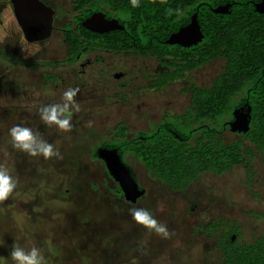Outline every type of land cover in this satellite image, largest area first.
<instances>
[{"label": "rangeland", "instance_id": "obj_1", "mask_svg": "<svg viewBox=\"0 0 264 264\" xmlns=\"http://www.w3.org/2000/svg\"><path fill=\"white\" fill-rule=\"evenodd\" d=\"M42 1L54 11L53 30L47 40L29 43L9 0H0V164H6L18 181L3 203L8 205L13 195H19L16 203L22 216L14 225L0 215V264H14L9 255L14 243L25 249L36 246L46 264H222L218 236L208 237L200 230L194 232V228L222 220L228 229L233 222L239 226V245L264 236V152L256 154L246 170L235 167L221 177L204 176L182 194H173L145 177L140 165L126 156L131 175L146 190L145 198L136 204L111 196L107 187L110 190L114 184L107 179L104 164L91 159L92 146L109 141L116 124L123 123L127 137L133 138L159 123L163 113H182L189 98L182 93L183 88L190 83L210 86L223 69L224 60H214L188 74L187 81L155 93L145 91L158 65L155 59L89 53L83 60H91L93 65L80 77L76 74L78 63L72 70L61 72L58 61L66 55L61 29L76 14L74 0ZM44 61L55 62L54 71L65 80L59 87L57 83L50 85L51 94H44L41 82ZM120 74L124 78H119ZM68 88H79L75 102L80 111L73 109L72 130L63 132L55 125H46L39 109L60 103ZM151 113L156 114L153 119ZM14 125L38 132L62 158L46 160L15 149L9 136ZM221 138L229 144L240 141L228 131ZM62 180L69 182L72 199L65 211L48 202ZM37 185L50 190L43 191L44 202L41 200L39 209L31 202ZM24 188L32 191L20 193ZM194 204L198 207L188 213ZM132 208L147 209L156 219L159 216L161 223L168 224L169 238L138 225L130 215ZM85 209L95 215H83ZM257 215L260 219L255 218ZM14 231L22 237L17 238Z\"/></svg>", "mask_w": 264, "mask_h": 264}, {"label": "trees", "instance_id": "obj_2", "mask_svg": "<svg viewBox=\"0 0 264 264\" xmlns=\"http://www.w3.org/2000/svg\"><path fill=\"white\" fill-rule=\"evenodd\" d=\"M260 1L139 0V6L134 7L131 0H75L73 6L77 15L63 26L64 45L69 48L68 55H71L72 60L84 46L123 54L134 53L141 57H157L170 69L167 80L172 83L184 80V72L189 73L214 60L223 59L225 62L221 73L214 78L209 88L200 89L195 84L183 88V94H190V107L185 117L167 116L152 132L137 133L129 140L126 139V127L120 123L112 131L110 141L92 148V158L97 159L102 149H116L120 163L126 168V155H130L135 161L141 162L156 179L171 190L180 192L185 191L193 181L199 180L203 172L224 175L234 166L248 168L249 163L240 151L242 143L248 140L259 151L264 150V17L254 11V3ZM228 3L232 5L231 15H219L211 11ZM103 9L108 10L106 18H115L124 29L98 34L81 26L94 12ZM169 9L173 10L171 14ZM194 14L203 35L202 41L189 48L167 44L172 34L189 25ZM72 25L78 26L76 32L79 37L71 30ZM155 31L159 36L148 37V33ZM79 38L82 42H79ZM53 65L56 63H49L48 67ZM46 78L53 79L52 75ZM167 83L162 79L161 82L147 84V87L155 91ZM238 94L240 97L236 98ZM245 103L250 106L251 119L246 133L238 134L240 141L229 145L222 139L217 140V135L229 127L226 122L234 120L232 112ZM201 129L204 137L193 138L192 135ZM246 153L250 154V150L247 149ZM63 180L54 192L53 199H50V195L48 202L52 203L49 204L51 207L57 204L59 209L65 211L72 199L69 195L70 184ZM36 188L31 202L39 209L41 200L44 202L43 191L46 190L44 185H37ZM115 189L109 191L116 199H122L121 191ZM28 190L32 191L31 188H24L19 192L27 193ZM49 191L47 189L46 193ZM16 196H12V202L8 205L2 202L5 206L1 208L0 204V215L10 219L14 225L22 221L16 203L19 195ZM82 214L87 217L95 215L86 209ZM57 216L60 217L61 213ZM211 228L214 229L208 227ZM16 234L17 238L22 237V234ZM224 247V257L228 262L264 264V258L260 260L251 248L243 252L237 247Z\"/></svg>", "mask_w": 264, "mask_h": 264}, {"label": "flooded vegetation", "instance_id": "obj_3", "mask_svg": "<svg viewBox=\"0 0 264 264\" xmlns=\"http://www.w3.org/2000/svg\"><path fill=\"white\" fill-rule=\"evenodd\" d=\"M39 1H41L44 5H46L42 0H39ZM75 1V0H74ZM73 1V2H74ZM263 0H261L259 3H261ZM259 3H254V6H255V4H259ZM226 5H228L229 6V13H227V14H219V15H231V12H232V5L231 4H224V5H222V6H226ZM46 6H48V5H46ZM219 7H221V6H219ZM217 8V7H216ZM213 9H215V8H213ZM213 9L211 10V11H213ZM104 11H100V12H94V13H102L103 15H104V17H105V19H107V20H116L115 18H106V16L108 15V10L107 9H103ZM254 11H255V7H254ZM74 12H75V8H74ZM93 13V14H94ZM214 13V12H213ZM255 13H257L256 11H255ZM215 14H217V13H215ZM258 15H261V16H263L264 17V15H262V14H259V13H257ZM77 14H75V16H76ZM72 21V20H71ZM117 21V20H116ZM65 26V25H64ZM82 26V25H81ZM72 28H71V30L73 31V33H74V35H76L77 37H79V35H78V32H76V30L78 29V26H76V25H72L71 26ZM183 29V28H182ZM179 30H181V29H179ZM65 31V29H64V27L61 29V36H62V43H63V45H64V38H63V32ZM167 31H168V28H167ZM179 32V31H178ZM108 33V32H107ZM177 33V32H176ZM103 34V33H102ZM175 34V33H174ZM173 35V34H172ZM153 36H159V34H156V31L155 32H151V33H148V37H153ZM79 42H82L81 41V38H79ZM64 47H65V49H66V55H65V57H64V59L63 60H60V61H58V66L57 67H61L63 70L61 71V72H66V70H67V72H68V70L70 69V70H72L73 68H75V64H77L78 63V70H76V74H78V76L80 77L82 74H83V72H85V70L84 69H88L89 67H91V65H93V61H91V60H83V57L86 55V54H89V53H93V54H95V53H107V52H109V55H115V54H123V53H120V52H112V51H110V50H107V49H93L91 46H84L83 47V49L81 50V52L80 53H78L77 54V56H76V58L75 59H73L72 60V58L70 57L71 55H68V51H69V48L68 47H66L65 45H64ZM123 55H126V56H133V57H140V58H149V59H151V60H156L157 62H158V65L156 66V69H155V72H154V74H153V78L149 81L148 80V82H147V84H150V83H153V82H155V81H157V82H161L162 81V79H163V81H167L168 83H167V85L165 86V87H163V88H166V87H168V86H171V85H174V84H177V83H175V82H170V81H168L167 79H168V76H167V74H169L171 71H170V69H168L167 67H165L164 66V64H162L161 63V61H160V59H158L157 57H141V56H138V55H135L134 53H124ZM165 62L167 63V61L165 60ZM51 63V62H50ZM54 63V62H53ZM42 64V66L44 67V71L42 70V73H41V76H42V83H43V85H44V87H45V90L44 91H46L44 94H51V93H53L54 91L51 89V86L50 85H56V83H57V87H59V85L60 84H65V80L62 78L63 76H62V74L61 73H58V74H56V72L54 71V68H56V66L55 65H53V66H50V67H48V64H49V62L48 63H46L45 61L43 62V63H41ZM57 65V64H56ZM206 66V65H205ZM205 66H201V67H199V68H196V69H201L202 67H205ZM225 66V65H224ZM196 69H194V70H196ZM69 70V71H70ZM194 70H192V71H194ZM191 71V72H192ZM222 71V70H221ZM191 72H189V73H185L184 72V75L183 76H185V78H184V80H182V81H180V82H178V83H183L184 81H187V77H188V74H190ZM221 73V72H220ZM220 73H218V74H220ZM217 74V75H218ZM47 75H52V78L53 79H47L46 78V76ZM216 75V76H217ZM119 76V78H124V75H122V74H120V75H118ZM216 76H214V78L216 77ZM167 77V78H166ZM75 78H77V77H75V72H74V78H73V80L75 79ZM115 78H117V75H115ZM214 78L212 79V81L214 80ZM77 81H79V78H78V80ZM81 81V80H80ZM212 81H211V84H212ZM74 82H75V80H74ZM147 84H145L146 85V88H145V91L147 92V93H155L156 91H158V90H161V89H163V88H161V89H156L155 91L153 90V89H149L147 86ZM193 83H190L189 85H192ZM210 84V85H211ZM188 85V86H189ZM196 85V84H195ZM198 86V85H197ZM54 87H56V86H54ZM186 87V86H185ZM200 89H202V88H209L210 86H208V87H200V86H198ZM185 94H189V93H185ZM241 94V93H240ZM240 94H238V95H235V97L236 98H239L240 97ZM234 97V98H235ZM190 107V94H189V98H188V105L185 107V109H184V111L182 112V113H180V114H168V113H163V115H162V117H161V119H160V121H159V123H161V121L163 120V119H165L167 116H169V117H185V113H186V110H187V108H189ZM155 115L156 114H152L151 113V119H153L154 117H155ZM159 123H156V124H153V125H151V128H150V130L149 131H147V132H152L153 130H154V128H156L157 127V125H159ZM226 123H231V122H226ZM120 124V123H119ZM123 124V123H122ZM116 125H118V124H116ZM115 125V126H116ZM124 125V124H123ZM115 126H114V128H115ZM125 126V125H124ZM199 126V125H198ZM198 126H197V128H198ZM202 126H204V124L202 125ZM199 127H201V126H199ZM114 128H113V130H114ZM197 128H195V129H197ZM127 129V128H126ZM195 129H193V130H195ZM112 130V131H113ZM192 130V131H193ZM211 131H213V130H211ZM224 131H228V132H230V130H229V127H227ZM224 131H223V133H224ZM141 133V132H140ZM222 133V134H223ZM231 133V132H230ZM111 134H112V132H111ZM221 134V135H222ZM232 134H234V133H232ZM127 135H128V131H127V134H126V139L127 140H129V139H131V138H128L127 137ZM204 133H203V130L201 129V130H199V131H197V132H195V134H193L192 136H193V138H195V139H202L203 137H204ZM221 135H217V140H220V139H222L221 138ZM235 136H237V137H239L240 138V136L238 135V134H234ZM111 140V136H110V139H109V141ZM107 142V141H106ZM224 142V141H223ZM103 143V142H102ZM225 143V142H224ZM235 143V142H234ZM226 144H229V143H226ZM231 144H233V143H231ZM99 145V144H98ZM230 145V144H229ZM94 146H96V145H94ZM94 146H92V148L94 147ZM92 148H91V159L92 160H95V161H101L103 164H104V166H105V163H104V161L103 160H101V159H99L98 157H97V159H93L92 158ZM241 150V152L244 154V156H245V159L247 160V162L249 163L248 165V168L250 167V164H251V162H252V160L255 158V156H256V154H259V153H261V152H264V150H262V151H259L258 149H257V147H256V145H254L253 143H251V142H249L248 140H246V141H244V143H242V146H241V148H240ZM250 150V154H248V153H246V150ZM103 150V149H102ZM106 150H108V149H106ZM111 150H116V149H111ZM101 151V150H100ZM116 152H117V150H116ZM127 157H130V158H132L133 159V157L132 156H130V155H126ZM125 161H126V159H125ZM133 161L135 162V163H138L139 165H140V167H141V170H142V172L144 173L143 175H145V177H149V179L150 180H154L155 182H158V184H160V185H163L164 187H166L168 190H170L173 194H182L183 192H185V191H187V189L193 184V183H196V182H199L200 180H202L203 178H204V176H213V177H221V176H223V175H215V174H212V173H209V172H203V174H202V176L200 177V179L199 180H196V181H193L191 184H190V186L185 190V191H173V190H171L170 189V187L169 186H167V185H165L164 183H162L159 179H156L154 176H153V174H151L149 171H148V169L141 163V162H139V161H135L134 159H133ZM126 164L128 165V168H126V170L128 169L129 170V175H131L132 174V172H131V170H130V167H129V164L127 163V161H126ZM123 165V164H122ZM235 167H241V168H243L244 170H246V168H244L243 166H240V165H238V166H234L232 169H234ZM232 169L230 170V171H232ZM230 171H228V172H226L225 174H227V173H230ZM105 172H106V176H107V179H109L110 180V182L111 183H113L114 184V188H116L115 190H117V189H119L120 190V188H119V185L111 178V176L107 173V171H106V169H105ZM224 174V175H225ZM131 177L137 182V184H138V187H139V190L140 191H143V195L141 196V197H139L138 199H137V201H139V200H142L143 198H145V196H146V190H145V188H143V187H141L140 186V184H139V182L134 178V176L133 175H131ZM108 188V191H109V187H107ZM121 191V190H120ZM111 193V192H110ZM109 193V194H110ZM121 194H122V200H125V198H124V196H123V193H122V191H121ZM111 196H113V197H115V195L114 194H110ZM126 201V200H125ZM137 201L135 202V203H133V204H136L137 203ZM127 202V201H126ZM127 204H132V203H127ZM195 207H198V204H194L190 209H189V212L188 213H190V212H192V210L195 208ZM158 219V221L159 222H161V221H163V220H160V217L158 216L157 217ZM256 219H260V217L257 215L256 217H255ZM179 220V219H178ZM180 221V220H179ZM165 225H168V224H165ZM208 227H214V229H208ZM226 227V224H225V222L224 221H222V220H219L218 222H214V223H209V224H204V225H199L198 227H196V228H194L193 229V231L195 232V230H200L202 233H204V235H207L208 237H210V236H218V251H219V260L221 261V263L222 264H235V263H232V262H228V261H226L225 260V247L224 246H227V245H229V247H232V248H235V247H237L238 249H242V251L244 252V250H246V249H248V248H251L252 250H254V254L256 255L257 254V257L261 260L262 258H264V236L263 235H259L257 238H255L252 242H250V243H248V245L246 244V245H239L238 244V234H239V226L237 225V224H235V223H231V226H229V228L228 229H226L225 228ZM235 228V229H234ZM207 229H208V231L210 232V233H207L208 231H207Z\"/></svg>", "mask_w": 264, "mask_h": 264}, {"label": "water", "instance_id": "obj_4", "mask_svg": "<svg viewBox=\"0 0 264 264\" xmlns=\"http://www.w3.org/2000/svg\"><path fill=\"white\" fill-rule=\"evenodd\" d=\"M18 25L21 28L25 40L29 43L47 40L53 30L54 11L39 0H9ZM255 11L264 15V0L255 4ZM214 13L227 14L229 6H221L213 9ZM82 26L94 33L102 34L115 30H123L116 20H106L102 13H94L90 18L82 22ZM203 35L197 24L196 14L190 18L189 25L179 32L171 35L166 41L169 45H177L189 48L200 43ZM234 120L229 123V130L234 134H245L249 129L251 119L250 106L245 105L233 112ZM98 158L103 160L107 173L119 185L127 203H135L143 195L137 182L129 175V170L119 161L116 150L103 149L99 151Z\"/></svg>", "mask_w": 264, "mask_h": 264}, {"label": "clouds", "instance_id": "obj_5", "mask_svg": "<svg viewBox=\"0 0 264 264\" xmlns=\"http://www.w3.org/2000/svg\"><path fill=\"white\" fill-rule=\"evenodd\" d=\"M131 3L134 7L139 6V0H131ZM172 11L169 9V14ZM78 92L79 88H68L63 92L60 103L42 106L39 109L41 120L48 126L55 125L60 131L70 132L73 127L71 123L73 109L76 112L80 111L79 105L75 102ZM9 136L15 149L32 157L43 156L46 160L52 157L62 158L53 144L48 143L38 132H34L29 127L14 125L9 129ZM17 183V179L10 174L6 164H0V202L6 201L12 195ZM129 211L138 225L165 239L169 238L170 233L167 226L159 222L150 211L143 208H132ZM9 255L14 264H46L44 255L36 246L25 249L14 243Z\"/></svg>", "mask_w": 264, "mask_h": 264}]
</instances>
